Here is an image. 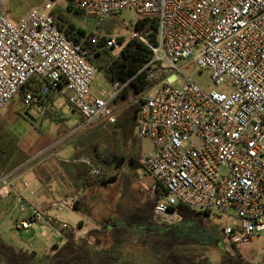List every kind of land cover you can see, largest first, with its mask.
<instances>
[{
    "label": "built area",
    "instance_id": "2783aa9c",
    "mask_svg": "<svg viewBox=\"0 0 264 264\" xmlns=\"http://www.w3.org/2000/svg\"><path fill=\"white\" fill-rule=\"evenodd\" d=\"M7 1L0 0V114L30 84L23 103L43 117L47 100L60 95L81 114L79 129L111 125L120 112L115 102L145 71L154 85L140 94L137 131L151 144L143 163L156 180L147 188L153 223L179 226L181 204L232 216L236 223H227L218 239L231 257L264 236V0H45L18 22L8 16ZM64 3L70 13L97 22L125 10L157 16L158 44L140 37L152 59L134 77L112 82L105 96L94 94L97 69L88 51L56 21L55 11ZM88 37L93 44L101 39ZM118 47L115 37L107 40V48ZM181 61L208 70L212 88L205 90L185 75ZM176 73L183 75L181 86H176ZM35 160L40 159L0 172V197L14 195L21 212L28 214L15 220V227L23 231L45 224L60 237L77 230L87 238L90 231L72 228L61 218L76 210L75 197H58L50 208L26 198L30 185L25 172ZM100 172L92 170L93 175Z\"/></svg>",
    "mask_w": 264,
    "mask_h": 264
},
{
    "label": "rangeland",
    "instance_id": "374dc122",
    "mask_svg": "<svg viewBox=\"0 0 264 264\" xmlns=\"http://www.w3.org/2000/svg\"><path fill=\"white\" fill-rule=\"evenodd\" d=\"M44 1L8 0L7 14L11 19L19 20L30 8L42 5ZM58 9L67 12L70 22L84 29L87 34L100 35L106 40L115 37L120 47L109 49L115 56L122 49L118 39L123 37L127 42L135 37V24L141 17L133 11L125 10L117 17L97 22L78 13H70L65 3ZM90 62L95 66L97 63L95 55L91 56ZM179 66L185 75H192V80L200 87L205 90L212 88L208 70L197 71L192 64L185 61H181ZM168 74L171 75L174 72L169 71ZM176 74L179 78L176 86H181L184 80L183 75ZM108 84L104 75L97 71L92 86L93 92L100 94ZM155 92L156 88L150 91V94ZM140 102V94L130 89L126 95L115 102V107L119 109L120 114L129 105H140ZM51 108L58 110L59 113L52 112V116H47V113L45 115L47 117H43L36 107H25L20 95L7 105L0 114V168L12 170L38 157L40 160H35L33 169L26 170L24 177L30 187H33L39 184L38 172L45 177H48L50 173V164L53 163L56 152L52 151L51 147L56 143L58 146L71 144L74 150L73 158L79 157L82 161L69 165L72 170H63V174L72 176L71 181L74 186H78L81 182L84 183L80 175L98 176L93 175L92 170L94 169H100V174H115L119 177L117 181L80 192L81 211L101 224L105 222L101 225L100 233H97L99 236L97 245L101 248L115 244L122 245L123 250L135 264H153L158 249L166 251L171 245L195 253H203L209 256L213 263L221 261L223 251L218 239L227 223H236L234 217L213 212L208 215L195 216L192 219H183L181 228L178 230L168 231L156 228L149 219L153 201H150V193L147 192V188L156 185L155 178L144 168L135 169L121 165L118 169L114 167V163L112 168H106L104 165V159L111 160L114 155L130 156L136 152V147L142 151V158L150 153V141L139 137L137 129L136 134L139 138L137 144L131 142L124 145L116 137L114 128L109 124L97 123L94 126L79 129L83 123L82 116L73 109L65 97L55 95ZM83 161H87V164L82 163ZM61 165L65 168L64 165L67 164L59 163V167ZM60 169L63 168H58V171ZM81 186L85 187L83 184ZM26 216L27 213L21 212L15 196L7 199L0 198V233L7 243L20 245L26 250L37 251L40 255L53 250L57 242L62 244V237L59 236L58 231L45 224L19 231L14 222ZM61 218L67 223L70 219L69 215H63ZM109 220H113L114 224L120 226V230L115 235L111 231L113 225L108 227ZM129 224L132 225L128 226ZM237 255L251 263H261L264 260V236H257L253 243L239 249Z\"/></svg>",
    "mask_w": 264,
    "mask_h": 264
},
{
    "label": "trees",
    "instance_id": "16d2710c",
    "mask_svg": "<svg viewBox=\"0 0 264 264\" xmlns=\"http://www.w3.org/2000/svg\"><path fill=\"white\" fill-rule=\"evenodd\" d=\"M55 15L58 26L65 32L68 38L74 40L76 43L83 44V48L88 51V60L91 61L92 55L96 56L97 63L95 66L97 71L101 72L105 79L111 83L116 80L126 81L134 77L152 59L150 47L140 37H144L151 45L158 44V17L155 15L141 16L138 18L135 29L139 36H135L127 42H125L123 37L118 39L122 45V49L116 56L112 55L109 48H107V40L105 37L101 38L98 43L93 44L90 38H87V33L84 29L78 28L74 23L70 22L67 12L65 13L63 10L57 9ZM146 76L147 73L145 71L140 72L130 87L119 98L126 95L130 89H134L137 94H141L153 86L154 83L147 81ZM30 88V84L23 87L20 93L22 99ZM138 111L139 105L131 104L121 111L116 123L111 124L116 137L124 145H128L131 142L137 144V140L139 139L136 134ZM112 158L111 160H103L106 168H112L113 163L115 164L114 167H118V169L121 168V165H127L135 169L144 168L142 151L137 147L136 152L130 156L114 155ZM118 179L119 177L117 175L108 173L99 174L95 177L87 175L84 179V186L85 188L92 189L117 181ZM178 209L184 220L209 214V212L192 210L182 204L178 206ZM64 236L66 238L64 245H55L52 254L42 255L37 259L34 253L17 250L14 246L7 243L0 234V264H135L133 259L123 250L121 244V246L115 244L111 247L101 248L99 245H91L87 238L78 239L74 230L64 233ZM153 264L254 263L246 261L241 257H231L224 253L219 263H213L209 256L203 253H195L191 250L181 249V247L171 245L168 246L166 251L161 248L158 249ZM258 264H264V260Z\"/></svg>",
    "mask_w": 264,
    "mask_h": 264
},
{
    "label": "crops",
    "instance_id": "0c3cea01",
    "mask_svg": "<svg viewBox=\"0 0 264 264\" xmlns=\"http://www.w3.org/2000/svg\"><path fill=\"white\" fill-rule=\"evenodd\" d=\"M19 20H13V21L18 22ZM108 83L109 84L107 85V87H105L103 92H101L100 94H97L95 92H93V93L97 94V95L105 96L111 89V82L108 81ZM92 91H93V89H92ZM54 97H55V95H52L46 102V106L48 109L47 110V113H48L47 116L48 115L52 116V114H51L52 112H56V114L59 113L58 110L55 109L56 110L55 111L54 109L51 108V106L53 105ZM22 103H23V100H22ZM47 116H44V117H47ZM82 120H83V118H82ZM70 145L71 144H68V143L64 144L63 146L57 145L53 149L54 152L56 151L54 154L55 159H53L52 160L53 163L50 164L51 170H50V173L48 174V177L42 176L41 173L37 171L38 175H39V177H38L39 178V184H36L33 187L29 186V189L26 192V198L37 206L50 208L52 202L58 197H75L77 199L76 210L73 213L68 214L70 217L69 221H72V222L68 221V223L72 226V228L78 227L82 230L90 231L87 239L89 240V243L91 245H97L96 242H98L97 240L99 239V236H97V233H100L101 225L104 224L105 222H103L101 224V222H97V220L91 219L87 213H83L81 211L82 203H81L80 192H81V190H86L88 188L81 186L82 184L84 185L83 182H81L78 186H74L72 181H71L72 176H68V174L67 175L63 174L64 173L63 170H72V167H70L69 165L76 164L77 161L78 162L82 161L79 159V157L75 158V159L73 158L72 152H74V150L71 148ZM77 159H79V160H77ZM143 159H144V157H143ZM59 163L60 164L61 163L67 164V165H64L65 168L61 165L60 167H62L63 169H60L58 171V168H60ZM66 167H68L69 169ZM9 170L6 168L5 169L0 168L1 173L8 172ZM86 176L87 175H85V176L80 175L79 177H80V179H85ZM11 196H14V195H11ZM11 196L7 197V198H11ZM0 198L1 199H7V198H2V197H0ZM150 201H151V199H150ZM152 204H153V202H152ZM152 211H153V208L150 212V218L149 219H151V222L153 223ZM107 223H108V227L111 224L113 225V229L111 231H113L114 235L120 230V226H117L116 224H114L113 220H109V222H107ZM131 225L132 224H129L128 226H131ZM154 227L162 229V230L166 229V228L158 227L155 224H154ZM180 228H181V224L179 226L175 227V229H166V230L174 231V230H178ZM92 232L95 234H93ZM75 233H76V236L78 239H83L81 237V235L78 234L77 230H75ZM129 233L132 234V232H129ZM2 237H3V235H2ZM65 242H66V238L63 234L61 246L64 245ZM13 246L17 250H23V251H28L30 253H34L35 257L37 259L40 258L42 255H46V254L40 255V254H38L37 251L26 250L25 248H22V246H20V245H17V246L13 245ZM50 252L53 253V250H51ZM50 252H48L47 254H50Z\"/></svg>",
    "mask_w": 264,
    "mask_h": 264
}]
</instances>
